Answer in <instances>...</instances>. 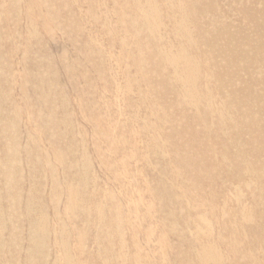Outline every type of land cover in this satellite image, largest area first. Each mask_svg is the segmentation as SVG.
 Returning a JSON list of instances; mask_svg holds the SVG:
<instances>
[{"label": "rangeland", "instance_id": "rangeland-1", "mask_svg": "<svg viewBox=\"0 0 264 264\" xmlns=\"http://www.w3.org/2000/svg\"><path fill=\"white\" fill-rule=\"evenodd\" d=\"M127 1L0 0V264H24L25 223L14 234L6 208L16 206L26 220L29 203L26 218L44 221L36 252L44 264L63 263L61 240L72 264H201L209 257L213 264H264V171L224 153L236 118L212 84L196 86L212 100L173 109L174 72L164 55L183 43L174 16L156 0V40L131 24L128 34L116 32ZM117 3L125 6L118 16ZM6 167L15 174L13 199L5 196ZM247 212L254 219L243 229ZM8 235L19 247L4 244Z\"/></svg>", "mask_w": 264, "mask_h": 264}, {"label": "bare ground", "instance_id": "bare-ground-1", "mask_svg": "<svg viewBox=\"0 0 264 264\" xmlns=\"http://www.w3.org/2000/svg\"><path fill=\"white\" fill-rule=\"evenodd\" d=\"M30 1L31 0H29V2ZM161 1L163 2L164 11L167 14H172L171 17L174 16L172 28H174V30L181 37V40H183V43L180 46V51H178L177 53H172L170 51V52H166L164 55V60L168 64H170V66L172 67V70L174 72L173 83L169 84L170 90H168V93L171 94V96L168 97V99H169L171 105L173 106V109L176 112H179L180 109H184V108H186L185 106H188V105H192L193 107L197 108L198 105L200 106V104L202 102L212 100L211 97L208 96V94H207L208 92L203 93V92L197 90V87H196L201 83L202 84L204 83L206 85L212 84L215 92L221 98H223L225 100V103H226L225 107L229 111H231L233 116H235V118H236L235 123L231 122V131L234 135V138L230 139L229 141L225 142L222 145L224 153L231 159V161L233 163L238 164V166L249 167V165H250L255 170L264 171V0H249L248 5H245V3H243L244 0H228L229 3L227 4L226 8H223L221 6L222 0H161ZM97 2H98V0H97ZM103 2H104V0H103ZM127 2H128V5L130 6L129 13L127 15H124L123 19L121 20V22H125V24L123 23L124 27L121 26V24H120V26L114 28V30L116 32L117 31L121 32V33L125 32L126 34H128L127 26H128V24H131L134 27H137V30H139L140 32L145 30L148 34L153 35L154 40H156V37H155L156 32L160 27L158 24L159 21H157V20L161 16L160 11H159V7H158V5H156V0H128ZM31 4H32V2H31ZM32 6H33V4H32ZM38 6H39V4H38ZM39 8L41 9V6ZM124 8H125V6H123V3L122 4L117 3L113 8L114 14L118 16V13L120 11L123 14ZM100 9H101V5H100V7H98V10H100ZM233 10L236 11V14L233 18H231V14L234 13ZM45 11H46V9H45ZM98 12H100V11H98ZM98 14H100V13H98ZM99 16L100 15H98V17ZM28 19L30 20L32 18H28ZM36 22H37V20H36ZM41 22H42V20H41ZM47 23H48V20H47ZM60 23H62V22H60ZM119 23L120 22L117 20L118 25H119ZM54 26L57 27V25H54ZM56 27H55V29H56ZM164 28H165V26H164ZM57 31H59V30H57ZM106 36H108V34ZM57 39H58V37H57ZM107 41H109V40H107ZM187 48H190L191 52L193 53V56H191L186 51ZM159 53H161V51H159ZM65 55H67V54H65ZM25 57H27V56H25ZM21 58H23V57H21ZM116 58H117V56H116ZM24 59H26V58H24ZM148 60L150 62L153 61L151 53L148 56ZM21 63L22 62H20V64ZM9 66H11L10 63H9ZM7 67L8 66H6V68ZM112 70H111V72H112ZM63 74H65V73H63ZM109 74H110V72H109ZM201 74H202V76H201ZM21 77H24V76H21ZM25 80L23 79L22 81L25 82ZM2 81H3V79H2ZM10 81H11V79H10ZM23 86H26V85L24 84ZM15 93H16V91H15ZM28 94H27V96H28ZM18 95H20V94H18ZM127 95H128V93H127ZM81 97H83V96H81ZM84 97H85V95H84ZM2 98H4V97H2ZM31 98H30V100H31ZM17 99L19 100L20 98H17ZM25 99L27 100V98H25ZM101 99H104V98H101ZM14 100H15V98H14ZM30 100H29V102H30ZM33 100H34V97H33ZM40 100H41V98H40ZM77 100L79 102L78 98H77ZM10 102H8V103H10ZM16 102H17V100H16ZM41 102H44V101L41 100ZM12 103H13V101H12ZM28 104L30 105L31 103H28ZM79 104H80V102H79ZM19 105H18V107H19ZM15 108H17V107H15ZM25 109H26V106H25ZM31 109H33V108H31ZM41 109H42V107H41ZM49 110H50V108H49ZM13 111L14 110H12V113H13ZM19 111H21V110L19 109L18 112ZM37 112H40V111H37ZM23 114H24V112H23ZM33 115H34V113H33ZM8 117H10V116H8ZM8 117H7V119H8ZM36 117L38 118V116H36ZM46 119H47V117H46ZM79 119H80V117H79ZM179 120L182 124L187 123V121H185L181 117ZM48 121H50V120H48ZM28 123H29V121L27 122V124ZM84 123L85 122H83V124ZM204 126H205V124H204ZM35 128H37V127H35ZM35 128L33 127V129H35ZM38 128H39V125H38ZM76 128H77V126H76ZM22 129H24V128H22ZM26 129H27V126H26ZM40 130H41V128H40ZM36 132H37V130H36ZM36 132H34V133H36ZM84 132H85V130H84ZM41 133H42V131H41ZM94 134H96V133H94ZM14 136H17V135L15 134ZM93 137H95V136H93ZM38 139H39V136H38ZM137 143H139V142H137ZM6 146H7V144H6ZM4 147H5V145H4ZM6 150H7V148H6ZM11 150H12V148H11ZM84 150L87 151L86 149H84ZM52 152H51V154H52ZM54 158H56V156ZM94 158H98V156H95ZM23 162H25V161H23ZM152 162H154V161H152ZM23 164H25V163H23ZM40 166H41V164H40ZM20 168H18V169H20ZM60 171H61V169H60ZM56 172H58V171H56ZM113 173L114 172H112V174ZM9 174L10 173L8 172V167L4 168L2 175H3V180L5 182V187L8 188L5 196L9 195V197H11L13 199V197L16 198L17 191H14V189L11 188L10 185H12L13 182H15V179L13 178V177H15V174H10V175H12V177H10ZM63 174H64V172H62V175ZM60 178L63 181V178L62 177H60ZM57 180H58V177H57ZM247 184H249V183H247ZM98 186L102 187L103 185H98ZM65 187H67V186H65ZM79 189H81V188H79ZM48 191H49V189L47 190V192ZM43 195H44V192H43ZM52 195H53V193H52ZM57 196H59V195H57ZM57 199H55V200H57ZM130 200H132V199H130ZM104 202H106V201H104ZM68 203L71 204L72 206H75V207H78V205H79V208L80 209L82 208L81 202H78V204H77V202L74 204L72 201H71V203L70 202H68ZM248 205H251V204H248ZM30 207H31V203L27 204V208L24 211V217L27 220L26 221L24 219H21L22 214L19 213L16 206H14V205L8 206L6 208L8 211L7 216H6L7 217L6 220L9 222H12V224L14 225V227H13V231L15 232L14 234H18L22 230V226L25 223L24 229L27 231V243H28L27 245H28L29 251H28V255L25 256L24 264H44V259H45L44 255L42 254V256H40V257L36 256V252L38 251L41 243L43 242L42 234H43L44 221H42L43 225L41 226V224L38 221L31 222L30 220H28L26 217L30 216V213L32 212V208H30ZM51 207H52V205H51ZM6 209H5V211H6ZM52 210H53V208H52ZM251 213L252 212H247L244 214V216H243L244 224L242 227L243 229H245L250 224H252L254 217L252 216ZM80 214L76 217V219H79V220L82 219V216H84V215L81 216ZM64 217H66V216H64ZM72 226H73V223H72ZM151 230L153 231V229H151ZM242 239L245 240V235L242 236ZM102 240H103V237H102ZM165 240H167V238ZM78 241H80V240H78ZM15 242H16V240H14L13 238H11V236L8 235L7 239L4 241V244L5 245L8 244L9 246L13 245V246L19 247L18 245H16ZM79 243H81V241ZM44 246L45 245H43V247ZM65 246L66 245H64L63 240H61V244H59V246H58V249L61 252V260L63 261L64 264H72V258L70 256V254H68ZM79 246H81V244ZM77 248H78V246H77ZM120 250H122V249H120ZM18 251H19V249H18ZM213 259H214L213 257H209V259L206 258L205 260H203L201 262V264H213V262L211 261ZM45 261H47V260H45ZM262 262L263 261H257V263L255 262V264H259V263L262 264ZM63 263H61V264H63Z\"/></svg>", "mask_w": 264, "mask_h": 264}]
</instances>
